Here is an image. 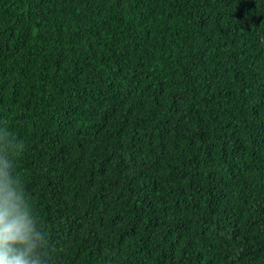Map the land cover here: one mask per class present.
<instances>
[{"label":"trees","instance_id":"1","mask_svg":"<svg viewBox=\"0 0 264 264\" xmlns=\"http://www.w3.org/2000/svg\"><path fill=\"white\" fill-rule=\"evenodd\" d=\"M0 121L49 264H264V0H0Z\"/></svg>","mask_w":264,"mask_h":264},{"label":"clouds","instance_id":"2","mask_svg":"<svg viewBox=\"0 0 264 264\" xmlns=\"http://www.w3.org/2000/svg\"><path fill=\"white\" fill-rule=\"evenodd\" d=\"M23 149L0 121V264H49L45 232L15 167Z\"/></svg>","mask_w":264,"mask_h":264},{"label":"rangeland","instance_id":"3","mask_svg":"<svg viewBox=\"0 0 264 264\" xmlns=\"http://www.w3.org/2000/svg\"><path fill=\"white\" fill-rule=\"evenodd\" d=\"M96 117L91 118L88 121L87 125L94 122ZM193 125H196V123H193ZM87 128H88V126H86L85 136L83 139V144H84L85 150H87L91 146V144L94 143V141L97 138L102 137V134L100 132H98L94 136L93 140H90L88 135H87ZM178 129L179 130H187V126L179 125ZM168 139L169 138H165L161 142V153H160V155H162V156H157L155 159H153V161H148L144 168L139 169L140 171L146 173L147 175H150V174H152V173H154L157 170H160L162 168V166L160 165V162L163 159V156H164L163 154L169 148ZM109 140L114 141V147H116L122 141L121 138H113V137L109 138ZM29 170H31L34 174L40 173L36 167L30 168ZM73 180H74L73 178L68 179L67 185H65V186L63 185V188H69L70 185L72 184ZM61 191L63 194H65L63 190H61ZM263 230H264V223H261L259 225H255V226H251L246 232H244L240 236H238L236 238V241H241V242H244L247 244H252V245L264 244V232H263ZM183 232H185V237L187 238V240L192 245L188 254H190L194 251H197V252L205 253L211 258H216L217 254L219 253V251L223 247V245L219 246V247L214 246V247H212V250L210 252H206L200 247V245L197 241V236L189 229V226L187 223H186V227H185ZM185 257L186 258H184L183 262H180V264L184 263L188 259V255H186ZM172 264H176V263L174 262Z\"/></svg>","mask_w":264,"mask_h":264}]
</instances>
